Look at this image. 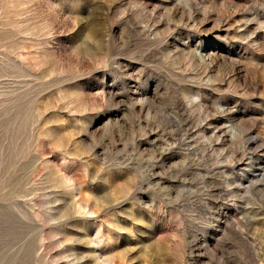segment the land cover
Wrapping results in <instances>:
<instances>
[{"label":"rangeland","instance_id":"1","mask_svg":"<svg viewBox=\"0 0 264 264\" xmlns=\"http://www.w3.org/2000/svg\"><path fill=\"white\" fill-rule=\"evenodd\" d=\"M0 264H264V0H0Z\"/></svg>","mask_w":264,"mask_h":264}]
</instances>
